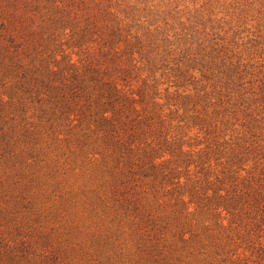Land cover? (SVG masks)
Instances as JSON below:
<instances>
[{
	"label": "rangeland",
	"instance_id": "obj_1",
	"mask_svg": "<svg viewBox=\"0 0 264 264\" xmlns=\"http://www.w3.org/2000/svg\"><path fill=\"white\" fill-rule=\"evenodd\" d=\"M0 264H264V0H0Z\"/></svg>",
	"mask_w": 264,
	"mask_h": 264
}]
</instances>
